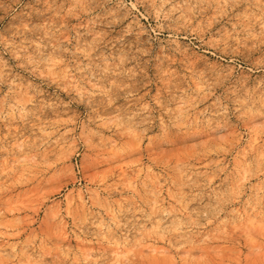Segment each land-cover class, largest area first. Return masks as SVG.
<instances>
[{
  "label": "rangeland",
  "instance_id": "1",
  "mask_svg": "<svg viewBox=\"0 0 264 264\" xmlns=\"http://www.w3.org/2000/svg\"><path fill=\"white\" fill-rule=\"evenodd\" d=\"M0 264H264V0H0Z\"/></svg>",
  "mask_w": 264,
  "mask_h": 264
}]
</instances>
